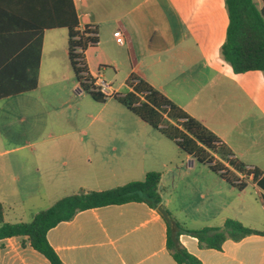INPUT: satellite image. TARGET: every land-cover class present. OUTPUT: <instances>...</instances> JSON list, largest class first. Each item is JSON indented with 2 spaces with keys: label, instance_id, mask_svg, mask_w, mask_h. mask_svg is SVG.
<instances>
[{
  "label": "crops",
  "instance_id": "0c3cea01",
  "mask_svg": "<svg viewBox=\"0 0 264 264\" xmlns=\"http://www.w3.org/2000/svg\"><path fill=\"white\" fill-rule=\"evenodd\" d=\"M73 1L79 29L90 25L98 30V45L85 52L88 66L89 51L97 63V76L88 68L93 78L104 80L108 71L123 67L122 95L132 90L126 85L131 74L145 80L212 131L235 159L261 171L258 181L264 183V75L235 73L222 58L229 25L225 0ZM254 2L264 8V0ZM37 37L23 21L0 11V101L18 99L13 111H1L0 128L8 132L5 139L24 138L25 143L0 146L6 222H31L42 211L17 214L13 206L18 200L46 199L50 208L66 196L105 191L158 172L164 207L188 229L220 227L235 219L264 231V186L252 175L246 189L238 191L113 98L100 103L106 110L102 130L79 132L84 112H73L71 120L61 118L58 98L81 104L91 97L76 80L43 86L45 64L68 60V34L65 29L44 31L41 47ZM12 117L29 121L26 134L8 127ZM108 126L115 130H106ZM47 238L63 264H177L167 250L164 218L146 203L79 212L51 229ZM180 242L202 264H264V235L227 240L220 251L200 248L192 236L182 235ZM0 264L50 262L27 237H12L0 240Z\"/></svg>",
  "mask_w": 264,
  "mask_h": 264
},
{
  "label": "trees",
  "instance_id": "16d2710c",
  "mask_svg": "<svg viewBox=\"0 0 264 264\" xmlns=\"http://www.w3.org/2000/svg\"><path fill=\"white\" fill-rule=\"evenodd\" d=\"M225 5L229 25L221 47L222 58L235 73L261 71L264 75V8L259 9L254 0H225ZM0 11L31 27L38 35L36 40L39 47L44 31L65 29L68 34V61L79 89L96 102L107 101L100 92L94 90L95 78L89 72L85 57V52L99 43L97 27L87 25L83 30L79 29L73 0H0ZM37 69L38 66L32 89L37 85ZM126 85L132 90L125 95L118 93L113 97L115 101L229 185L242 192L247 187L249 176L252 175L256 181L262 176V172L257 169L248 170L212 131L148 82L131 74ZM160 179V173L149 172L141 181L105 191L66 196L50 208L36 213L32 221L27 223L6 222L5 206L0 202V240L27 237L31 246L46 257L50 264H63L48 241L47 235L51 229L72 220L82 211L133 202L146 203L150 208L160 211L167 224V250L177 264H202L181 244L182 235L196 238L202 249L218 251L227 240L238 242L251 235H264V231L247 227L235 219H227L220 227L188 229L164 207L159 190ZM258 184L264 186L262 180Z\"/></svg>",
  "mask_w": 264,
  "mask_h": 264
},
{
  "label": "rangeland",
  "instance_id": "374dc122",
  "mask_svg": "<svg viewBox=\"0 0 264 264\" xmlns=\"http://www.w3.org/2000/svg\"><path fill=\"white\" fill-rule=\"evenodd\" d=\"M113 48L117 50V52H120V54H125L123 53V48L119 49V47H116L113 45ZM89 63L90 66L88 68L92 69L93 73H96L97 76V63L95 61V58L93 57L91 51H89ZM125 56V55H124ZM88 65V62H87ZM127 77V72L123 69V67L120 68L119 72H114L113 70L108 71L105 74L104 80L106 82L111 80V85L114 90H117L119 94L125 93L126 92V87L123 84L125 82V78ZM41 82L43 83V86L47 85V83H53V82H61V83H70L74 84L75 79L73 77V73L71 72V69L68 64V60H64L63 63L57 64V66L53 65L52 62H47L45 66L43 67V74H42V80ZM123 84V85H122ZM46 90V87L44 91ZM44 91H40L41 94L44 93ZM17 98H11V99H6L0 101V114L1 111L5 110H11L13 111L15 109V101H17ZM59 100V108H58V114L60 115L61 118L63 119H70L71 116L73 115V112L75 111H80L85 113V119L83 121H80L78 124V130L84 131V132H89L92 130H102L100 126L102 117L105 115L106 110H102V104L95 102L93 99L87 97V103H79L76 104H71L69 102L65 103ZM127 112V111H126ZM74 121V119L72 120ZM8 127L10 129L16 130L17 132H21L23 134L27 133L28 130V125L29 121L25 122H20L18 118L12 117L9 122L7 123ZM106 130H115L114 126H108L105 128ZM8 135V132L6 131L5 127L0 128V146H3L2 148H11V147H19L25 145L24 143V138L23 139H5L4 137ZM63 144V143H61ZM77 147H80V142H77ZM49 202L46 201V199L42 200H33V199H28V200H18L15 206H13L14 211L18 214L25 212V214H30V211H39L38 209L44 210L49 207ZM12 212V211H11ZM12 214V213H10ZM13 216H10L9 219H14L12 218ZM27 221H30L31 218L28 217L26 218Z\"/></svg>",
  "mask_w": 264,
  "mask_h": 264
},
{
  "label": "built area",
  "instance_id": "2783aa9c",
  "mask_svg": "<svg viewBox=\"0 0 264 264\" xmlns=\"http://www.w3.org/2000/svg\"><path fill=\"white\" fill-rule=\"evenodd\" d=\"M116 39L120 45H123L125 43V38L120 32L116 34ZM94 90L100 92L107 99L113 98L118 94L117 90H114L112 88L111 83L106 82L101 77L95 79ZM246 168L248 170H252V168L250 167H246Z\"/></svg>",
  "mask_w": 264,
  "mask_h": 264
}]
</instances>
